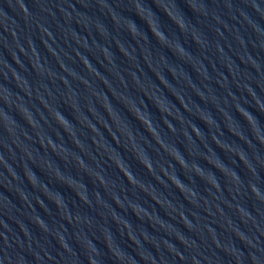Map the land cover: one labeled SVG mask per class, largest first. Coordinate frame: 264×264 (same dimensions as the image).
Wrapping results in <instances>:
<instances>
[{
  "label": "water",
  "instance_id": "95a60500",
  "mask_svg": "<svg viewBox=\"0 0 264 264\" xmlns=\"http://www.w3.org/2000/svg\"><path fill=\"white\" fill-rule=\"evenodd\" d=\"M0 264H264V0H0Z\"/></svg>",
  "mask_w": 264,
  "mask_h": 264
},
{
  "label": "clouds",
  "instance_id": "9594fccd",
  "mask_svg": "<svg viewBox=\"0 0 264 264\" xmlns=\"http://www.w3.org/2000/svg\"><path fill=\"white\" fill-rule=\"evenodd\" d=\"M255 191V190H254Z\"/></svg>",
  "mask_w": 264,
  "mask_h": 264
}]
</instances>
